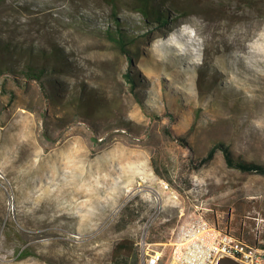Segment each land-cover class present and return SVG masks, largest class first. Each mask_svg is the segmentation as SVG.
<instances>
[{
    "label": "rangeland",
    "instance_id": "1",
    "mask_svg": "<svg viewBox=\"0 0 264 264\" xmlns=\"http://www.w3.org/2000/svg\"><path fill=\"white\" fill-rule=\"evenodd\" d=\"M155 4L0 0V39L21 49L0 56V264H112L128 240L142 264L141 235L165 252L188 211L264 245V176L219 151L194 169L165 132L168 106L195 156L223 140L264 162V0Z\"/></svg>",
    "mask_w": 264,
    "mask_h": 264
},
{
    "label": "built area",
    "instance_id": "2",
    "mask_svg": "<svg viewBox=\"0 0 264 264\" xmlns=\"http://www.w3.org/2000/svg\"><path fill=\"white\" fill-rule=\"evenodd\" d=\"M143 233L138 241L142 264H218L232 258L239 264H264V246L218 227L198 211L180 214L165 252L148 248Z\"/></svg>",
    "mask_w": 264,
    "mask_h": 264
},
{
    "label": "trees",
    "instance_id": "3",
    "mask_svg": "<svg viewBox=\"0 0 264 264\" xmlns=\"http://www.w3.org/2000/svg\"><path fill=\"white\" fill-rule=\"evenodd\" d=\"M147 3L148 9H155L157 5L155 4V0H145ZM159 6V5H158ZM159 11V10H157ZM115 18V17H114ZM121 21L119 19L115 18L113 20L114 26H118ZM109 30V29H108ZM119 38V37H118ZM122 38V37H121ZM128 39V38H127ZM10 41H4L0 39V56L3 57H10L15 55V52L21 51L20 48H15L16 45H9L11 44ZM123 42V41H122ZM9 43V44H7ZM120 47L122 49L125 48L124 44L120 43ZM14 48V51L10 52L11 49ZM125 50V49H124ZM46 67H38L35 65L27 64L25 67H22L19 69L20 72H22L23 75H26L28 77L35 78L37 80H40L42 74L45 72ZM126 78L128 79L130 85H133V80L129 77V74L126 73ZM168 106L165 107V112L168 116L169 123L165 127L166 134L171 137L172 139L176 140L179 145L187 148L188 150V159L189 162L192 164V168L197 169L208 162H210L215 154V152L219 151L222 155L223 161L225 165L228 168L236 169L241 172L245 173H256L261 176H264V162L257 161L255 159H249L245 158L242 155H236L232 151L230 145L226 143L223 140H216L213 141L212 144L208 147L206 152L200 156H195L193 154V149L188 143V141L180 136L174 133L173 129H171L170 124L176 119V115L173 111H170L167 109ZM152 117H156L157 115L151 114ZM139 213L136 212L135 207L133 206V202H129L126 205L123 206L121 213L119 215L121 220H124V224H121V227H124L126 224L131 223L138 219ZM120 227V228H121ZM239 236V235H238ZM133 240H128L126 242L117 244L113 250L117 247V255L111 254V262L112 264H126V258H128L133 251ZM19 256H25L26 251L25 248H22L18 251ZM122 257H118L121 256Z\"/></svg>",
    "mask_w": 264,
    "mask_h": 264
},
{
    "label": "water",
    "instance_id": "4",
    "mask_svg": "<svg viewBox=\"0 0 264 264\" xmlns=\"http://www.w3.org/2000/svg\"><path fill=\"white\" fill-rule=\"evenodd\" d=\"M218 264H239V262L232 258L220 259Z\"/></svg>",
    "mask_w": 264,
    "mask_h": 264
},
{
    "label": "clouds",
    "instance_id": "5",
    "mask_svg": "<svg viewBox=\"0 0 264 264\" xmlns=\"http://www.w3.org/2000/svg\"><path fill=\"white\" fill-rule=\"evenodd\" d=\"M186 28H187V26H183V27H182V31H183L184 29H186ZM188 32H189L190 37H194V36H195V31H194V30L189 29Z\"/></svg>",
    "mask_w": 264,
    "mask_h": 264
},
{
    "label": "crops",
    "instance_id": "6",
    "mask_svg": "<svg viewBox=\"0 0 264 264\" xmlns=\"http://www.w3.org/2000/svg\"><path fill=\"white\" fill-rule=\"evenodd\" d=\"M221 228V227H220ZM222 229H226V230H228V231H230L229 230V228H227V227H225V228H222ZM231 233H233V234H235V235H239V234H236L235 232H232V231H230ZM240 237H242L241 235H239ZM243 238V237H242ZM244 239V238H243ZM245 240V239H244ZM246 242H248L247 240H245ZM249 243V242H248ZM249 244H252V243H249ZM261 246H264V245H261Z\"/></svg>",
    "mask_w": 264,
    "mask_h": 264
}]
</instances>
